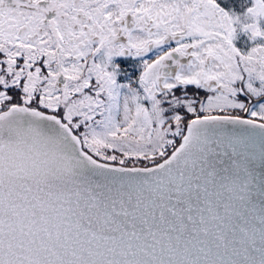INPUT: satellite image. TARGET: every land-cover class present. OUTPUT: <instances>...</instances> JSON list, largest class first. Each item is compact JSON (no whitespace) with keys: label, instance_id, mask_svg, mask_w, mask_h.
<instances>
[{"label":"snow or ice","instance_id":"6c2138e0","mask_svg":"<svg viewBox=\"0 0 264 264\" xmlns=\"http://www.w3.org/2000/svg\"><path fill=\"white\" fill-rule=\"evenodd\" d=\"M0 264H264V0H0Z\"/></svg>","mask_w":264,"mask_h":264}]
</instances>
